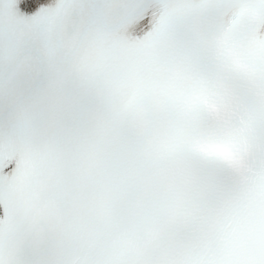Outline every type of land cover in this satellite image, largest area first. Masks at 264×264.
Here are the masks:
<instances>
[{
    "label": "snow or ice",
    "instance_id": "6c2138e0",
    "mask_svg": "<svg viewBox=\"0 0 264 264\" xmlns=\"http://www.w3.org/2000/svg\"><path fill=\"white\" fill-rule=\"evenodd\" d=\"M0 264H264V0H0Z\"/></svg>",
    "mask_w": 264,
    "mask_h": 264
}]
</instances>
